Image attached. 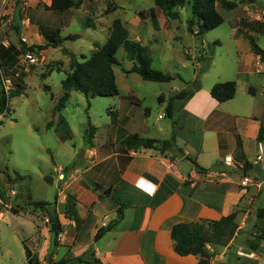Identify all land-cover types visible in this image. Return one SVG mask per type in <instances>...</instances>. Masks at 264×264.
<instances>
[{"label":"crops","instance_id":"obj_1","mask_svg":"<svg viewBox=\"0 0 264 264\" xmlns=\"http://www.w3.org/2000/svg\"><path fill=\"white\" fill-rule=\"evenodd\" d=\"M98 1L81 0L78 8L57 12L49 9L52 0H0V88L2 79L12 82L17 76L22 77L25 85L23 93L12 98L5 115L0 116V127L10 115V109L16 108L12 104L17 102L19 113L14 109L13 114L24 113L28 126L37 134H30L35 139H29L22 148L24 160L39 163L37 179L42 181L48 177L49 186L54 188L52 202L41 195H32L29 188L24 200H19L20 185L16 181L22 174L10 178L8 164L15 151L0 134L4 145V149L0 148V264H28L23 244L30 250L35 264H61L62 260L82 256L85 259L87 255L97 264H197L196 256H181L174 251L170 237L172 226L201 219L219 220L235 211L238 233L225 247L207 245L213 254L210 264H264V241L256 250L246 245L256 228H264V218L256 215L258 209L264 210V137L258 139L261 125L264 128V62L252 52L247 39V36L254 38L264 51L260 43L264 40V0H226L236 3L231 10L218 8L223 18L219 27L226 25L228 40L224 42L214 36L207 41L205 33L200 36L202 47L193 53L188 50L180 61L172 60L173 57L167 55L169 51L163 52L160 41L165 32L173 29L172 25L176 28L175 25L180 24L188 32L186 20L190 16L183 18V9L179 10V19L167 20L154 5L151 10L157 19L149 13V30L146 29L148 19L144 18L140 24L138 15L133 29L128 30L123 23L131 40L148 45L151 65L152 55L156 54L159 61L175 62L184 69L192 67V73L185 76L181 86L171 88V96L158 94L162 110L151 120L150 110L149 117L139 111L135 91L124 85L121 92L113 69L118 95L105 107L102 125L90 123L91 142L87 143L85 138L89 130L85 122L80 123L84 128L80 141L76 142L65 111L77 91L70 89L64 107L55 110L64 93L62 81L70 63L68 55L61 50L66 49V42L85 38L82 46L91 53L94 44L102 45L107 41L113 20L119 18L112 19V13L109 18L103 17L105 2L98 4ZM112 1L117 7L113 13L123 10ZM22 2L27 3L24 12ZM87 17L93 19V27L83 26L82 20ZM153 19L157 20L154 25ZM241 22H256L261 26L252 28ZM77 24L86 32L73 31ZM192 30L194 33L198 30L196 21ZM69 35H78V38L54 45V40ZM171 39L175 37L171 35ZM210 42L211 49L208 48ZM22 43L27 47H44L33 52L38 61L30 65L28 71L19 63L23 57ZM69 52L79 60L85 57L81 47ZM206 57L208 66L201 69ZM54 62H60L63 72L56 86L57 93L53 92L51 81L52 71L57 67ZM131 66L120 67V77L127 78L130 74L124 69ZM158 70L180 74L172 67L167 71ZM199 71V88L194 89L193 82ZM32 79L36 83L33 84ZM227 81L236 83L235 94L230 100L218 102L211 96L210 89L215 83ZM249 88L253 94L248 92ZM41 89L49 96L46 103H41L43 105L32 94L33 90L38 93ZM183 90H192V95L186 100H174V112L169 118L166 111L163 112L167 106L164 104ZM128 134L159 141L174 136V142L164 153L128 149L122 143ZM258 143L263 147L260 160H256ZM226 156L236 167L245 170L248 165L249 170H245V175L223 170ZM17 170L25 172L23 177H31L28 167ZM243 176L251 180L247 186L241 185ZM38 201L51 205L41 210L30 204ZM121 206L123 217L94 240L97 231L116 218ZM49 212L56 213L61 226L55 240ZM246 229L247 233L239 240ZM238 251L251 252L253 256H239ZM74 264L91 262L86 258L85 263Z\"/></svg>","mask_w":264,"mask_h":264},{"label":"trees","instance_id":"obj_2","mask_svg":"<svg viewBox=\"0 0 264 264\" xmlns=\"http://www.w3.org/2000/svg\"><path fill=\"white\" fill-rule=\"evenodd\" d=\"M81 4V0H52L49 9L62 12L70 8H78ZM155 8L161 11L167 20H177L180 18L179 10L188 9L189 18L186 20V27L188 32L202 36L205 33L219 27L223 23V18L218 11V8L222 10H231L236 7V3L222 0L218 4L216 0H154ZM115 7L106 8L103 14H109L115 11ZM153 12V11H152ZM153 15V14H152ZM83 21L85 28L93 27V23ZM196 21L198 30L193 32L192 26ZM245 26L256 27L261 26L260 23L241 22ZM78 35H69L64 39L54 40V45L60 44L63 40H75ZM249 40L251 50L254 54L260 57V60L264 62V51L258 46L255 39L247 36ZM119 48H122L127 56V59L132 62V66L124 71L126 73H136L142 80L156 83L170 82L178 75H171L169 73H163L151 67V58L149 56V47L142 45L140 42L133 41L129 38L128 31L124 24L119 20H113L111 24L110 35L107 41L102 44H94V49L91 51L88 58L83 57L79 60L73 53L62 48V52L68 55L70 63L69 69L66 71L65 79L62 81V88L64 90L63 95L58 100L55 110L60 111L66 101L69 99V90L83 94L86 99H92L95 97H114L118 95V88L115 82V76L113 67L118 65L115 58V54ZM44 49L43 46H29L24 43L21 44L20 52L26 51L34 52ZM60 65V63L58 64ZM208 65V64H207ZM2 65L0 62V69ZM55 69L60 70L59 67ZM201 73V72H200ZM199 73V74H200ZM194 89L199 88L198 76L193 82ZM25 85L23 84L22 77H15L11 82V89L8 95H5L2 88H0V116L5 115L8 109V103L12 98L21 95L24 91ZM45 90L48 88L43 86ZM236 91V83L234 81L215 83L211 89V96L218 102H225L233 98ZM191 91H180L170 98L166 106V115L171 118L174 112V100H186L192 95ZM250 94H253L251 88L248 89ZM160 99V97H159ZM89 130L85 134L87 143L91 142L93 137V129L89 125ZM264 137V128L261 125L259 129L258 139ZM174 136L169 140L159 141L155 139L143 138L137 134H128L122 141V143L128 149H151L158 150L164 153L173 146ZM197 170L198 168L195 167ZM201 171H204L200 169ZM246 172L249 170L248 165H245ZM18 177V176H17ZM9 180V178H8ZM48 180V177H47ZM98 187V186H96ZM108 194L109 191H104ZM34 208L46 210L48 204L46 202L38 201L30 203ZM258 218H264V210L258 209L256 211ZM48 220L50 223V229L54 234V240L61 232V226L59 224L57 215L55 212L48 213ZM123 217L122 206L117 209L116 218L111 221L107 226L100 228L94 236V240H98L105 232L110 230L114 224H116ZM237 211L220 218L219 220H207L201 219L193 222H181L174 224L171 228L170 237L173 241L174 251L181 255H194L198 258L197 264H210L212 258V252L209 251L207 245L225 247L238 233V224L236 222ZM264 241V228H256L255 233L251 235L246 241V245L250 250H256L261 242ZM25 250V256L28 264H35V260L31 256L30 250L23 244ZM97 264L96 261H93ZM61 264H74L85 263L84 256L78 258H72L62 260ZM92 264V263H91Z\"/></svg>","mask_w":264,"mask_h":264},{"label":"rangeland","instance_id":"obj_3","mask_svg":"<svg viewBox=\"0 0 264 264\" xmlns=\"http://www.w3.org/2000/svg\"><path fill=\"white\" fill-rule=\"evenodd\" d=\"M117 5H119L121 8H123L122 11L117 10L116 13H109L111 14V18H119L122 23H125L126 27L128 30L133 29V24L136 22L137 18L141 21L140 24H142V21L144 18L148 19L147 20V26L146 29L149 30V17L151 14H153L154 18L157 19L156 13L153 11L152 8L155 5L153 0H114ZM101 2H105V9L108 7L109 9L112 7L117 8L112 0H99L98 4ZM222 10L221 8H219ZM158 10V9H157ZM182 15L183 18L184 16H188L189 10L188 9H183L182 10ZM151 12V13H150ZM224 13L225 17H229V15H226V12L222 11ZM150 13V15H149ZM109 14H103L102 16L105 18H109ZM138 15V17H137ZM86 19L89 20V22L93 23V19L90 17L84 18L82 21H87ZM153 25L157 22V20L153 19L152 20ZM177 23V22H176ZM172 25L173 29L165 32L162 35L161 43L163 45V52L169 51L167 55H170L172 60L180 61L182 58L186 57V54L188 50H191V53L196 52V50H199L201 46V38L200 36H196L190 32H187L185 28L180 25L176 24ZM157 28V27H156ZM226 25H222L219 28H215L209 32H207L204 36H207V41L209 38H212L214 36H218L220 39H222L224 42H226L228 39L225 38L227 37V32L225 31ZM73 31H80L85 33L86 30L79 24L75 25L73 28ZM172 37H175V40L171 39ZM85 38H82L79 41H69L66 42L65 48L70 50H76L78 47H81V53L88 58L90 55V52L82 46L84 44ZM261 44L264 45V40L260 42ZM170 44V45H168ZM206 45V42H204ZM148 46V45H147ZM213 46L212 42L208 44V48L211 49ZM167 48V49H165ZM62 51V50H61ZM60 51V54H61ZM80 55V54H78ZM165 55V54H164ZM150 56V53H149ZM79 57V56H78ZM115 58L117 62L119 63L118 65H115L113 67L114 72L116 74L117 80H118V86L121 89V92H123V87L125 85L128 86L130 89L135 91V93L138 95V101L137 105H139V111L141 114L144 115L146 114L147 117H149V110H150V118L151 120H154L155 117H157L158 113L162 109L161 107V102L158 100L161 92L167 97L171 96L173 94L171 88L173 86H181L182 82L185 81V76L187 74L192 73V67H188L187 69L181 68L177 66L175 62H170V63H165L163 61H159L157 59L156 54L152 55V65L151 67L158 70V69H167L171 68L176 69V72H180V74H175L178 75L179 78H176L170 82L166 83H156V82H149V81H144L141 79V77L136 74V73H127L130 75H127V78L124 79V77H120L121 68L120 67H129L132 65V62L128 61L126 59V54L124 53L122 48H119L115 54ZM151 58V57H150ZM207 59L208 57L205 58V61L202 63L201 69L207 67ZM60 62H54V66H59L58 65ZM122 64V65H120ZM159 71V70H158ZM163 72V71H161ZM163 73H169V72H163ZM199 73L200 71L196 74L198 76V81H199ZM63 72L61 70H53L51 74V81L53 83L52 85V90L53 92L57 93V85L59 83V80L62 78ZM32 83H36L34 79L31 80ZM40 82V81H39ZM34 87V86H33ZM32 87V88H33ZM35 89V88H34ZM32 90V89H31ZM32 92V91H31ZM33 96L35 97L36 101H38L39 104L41 103H46L47 100H49L48 93H46L44 90L41 89L37 93V90H33L32 92ZM131 99V97H129ZM113 98L112 97H95L92 99H86L83 94L79 92H74L73 97L69 102L67 103V110L65 111L66 116L68 117V121L71 123V126L74 130V141L78 142L80 141L82 137V132L84 126L89 128V125H102V120L104 115L106 114V109L108 105L112 102ZM12 110L10 109V115L6 116V119H4L3 124L0 127V134L7 139L9 144L11 145L12 149L15 151V154H11V161L8 164L9 169H10V178L14 179L15 177L19 176V174H22L21 178H18L16 183L20 185L19 187V200H24L25 196L27 195V190L31 191L30 193L34 196L41 195L45 199H47L49 202L53 201V195L52 193L54 192V188L49 186V182L47 180V177L44 178V180L40 181L37 179V174H38V166L40 165L39 163L34 164V162H27L24 160V154L22 152V148L25 146L26 142L29 139H35L34 136L37 134L35 133L34 129L28 126L27 120H26V115L21 112V114H13L14 109L18 112V104L17 102H14ZM43 105V104H41ZM167 105V101L165 102L164 106ZM166 107V106H165ZM163 112L165 113V109H163ZM19 113V112H18ZM9 120H12V122H9ZM85 122L86 125L82 126L80 123ZM91 123V124H90ZM34 134V136L30 135ZM52 137L53 135L50 134ZM4 142V141H3ZM0 148L4 149V145L2 142H0ZM32 150V149H31ZM4 151V150H2ZM33 157H35L34 151H32ZM26 158V157H25ZM31 158V157H30ZM65 164V162H61ZM37 165V166H36ZM52 166V165H51ZM28 167L31 171V177L26 176L23 177V173L25 172H20L17 169H26ZM49 174H47L48 176ZM11 183H14L11 181ZM24 220L26 222V229L28 228V221H27V216L24 217ZM247 227H250V224L247 225ZM247 233V229L242 231L240 234V237L238 238L239 240H242L244 235ZM244 246V245H243ZM12 248L14 247L13 245L11 246ZM15 251L16 249L13 248ZM17 253V251H16ZM92 264H95L91 255H87L85 259ZM84 259V260H85Z\"/></svg>","mask_w":264,"mask_h":264},{"label":"built area","instance_id":"obj_4","mask_svg":"<svg viewBox=\"0 0 264 264\" xmlns=\"http://www.w3.org/2000/svg\"><path fill=\"white\" fill-rule=\"evenodd\" d=\"M27 3L26 2H22V11H25V7H26ZM24 24V21H23ZM33 52L30 51H26L25 53H23V57L22 60L19 62L21 65H23L24 70L28 71L30 65H33L35 63H37L38 59L37 57H33ZM2 89L5 93V95H8V92L11 89V81L9 79H2ZM4 114H2L1 116H3ZM258 155L256 157V160H260L262 153H263V147L260 143H258ZM223 164L225 166H228L229 168H234L236 167V165L234 164V162L231 160V158L229 156L224 157L223 159ZM251 182V180L248 177L243 176L241 178V185L242 186H247L249 183ZM139 183V181H138ZM237 254L239 256H243V255H247V256H253V253L249 252V253H244L242 251H238Z\"/></svg>","mask_w":264,"mask_h":264},{"label":"water","instance_id":"obj_5","mask_svg":"<svg viewBox=\"0 0 264 264\" xmlns=\"http://www.w3.org/2000/svg\"><path fill=\"white\" fill-rule=\"evenodd\" d=\"M223 170L225 171H232V172H238L241 175H245V170L241 167H234V168H229L228 166H224Z\"/></svg>","mask_w":264,"mask_h":264},{"label":"bare ground","instance_id":"obj_6","mask_svg":"<svg viewBox=\"0 0 264 264\" xmlns=\"http://www.w3.org/2000/svg\"><path fill=\"white\" fill-rule=\"evenodd\" d=\"M141 185H142L144 188L148 189V185H147L146 183L142 182ZM149 186H150V185H149Z\"/></svg>","mask_w":264,"mask_h":264}]
</instances>
